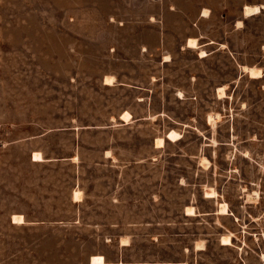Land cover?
<instances>
[{"label": "rangeland", "instance_id": "obj_1", "mask_svg": "<svg viewBox=\"0 0 264 264\" xmlns=\"http://www.w3.org/2000/svg\"><path fill=\"white\" fill-rule=\"evenodd\" d=\"M252 4L0 0V264H264Z\"/></svg>", "mask_w": 264, "mask_h": 264}, {"label": "bare ground", "instance_id": "obj_2", "mask_svg": "<svg viewBox=\"0 0 264 264\" xmlns=\"http://www.w3.org/2000/svg\"><path fill=\"white\" fill-rule=\"evenodd\" d=\"M263 8H264V4L245 5V11L244 12H245L246 16L255 15V14L260 13ZM204 13H206V11H204ZM242 23L243 22L241 20H239V24L242 25ZM206 54L207 53L205 51H202L200 56H205ZM244 67H245V69H247V66H244ZM219 92H220V94H225V87L220 86ZM210 118H212V117H210ZM223 208H224V206H223ZM14 219L16 221L24 220V218L21 214L20 215L15 214ZM92 263L93 264H105L106 260H105V257L103 255L98 254V255L93 256Z\"/></svg>", "mask_w": 264, "mask_h": 264}, {"label": "crops", "instance_id": "obj_3", "mask_svg": "<svg viewBox=\"0 0 264 264\" xmlns=\"http://www.w3.org/2000/svg\"><path fill=\"white\" fill-rule=\"evenodd\" d=\"M253 5V4H252ZM246 17V16H245ZM190 37H188V39H189ZM195 38H197L198 39V43H199V40H200V38H198V37H195ZM188 39H187V41H188ZM187 41H186V46H187ZM200 44V43H199ZM188 47V46H187Z\"/></svg>", "mask_w": 264, "mask_h": 264}]
</instances>
